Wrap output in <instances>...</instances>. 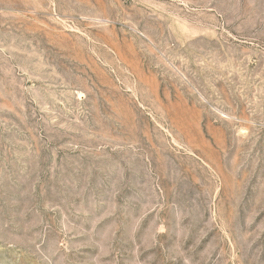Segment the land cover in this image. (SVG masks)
I'll return each mask as SVG.
<instances>
[{"label": "rangeland", "instance_id": "1", "mask_svg": "<svg viewBox=\"0 0 264 264\" xmlns=\"http://www.w3.org/2000/svg\"><path fill=\"white\" fill-rule=\"evenodd\" d=\"M0 264H264V0H0Z\"/></svg>", "mask_w": 264, "mask_h": 264}]
</instances>
